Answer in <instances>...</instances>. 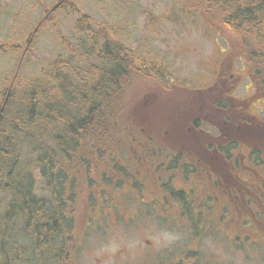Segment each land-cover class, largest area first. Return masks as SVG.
Returning a JSON list of instances; mask_svg holds the SVG:
<instances>
[{"label": "rangeland", "instance_id": "374dc122", "mask_svg": "<svg viewBox=\"0 0 264 264\" xmlns=\"http://www.w3.org/2000/svg\"><path fill=\"white\" fill-rule=\"evenodd\" d=\"M58 1L0 0V101L7 89L20 95L29 82L46 75L55 62L64 61L65 69L69 65L83 79L92 81L102 63L91 56L85 60L84 53L96 56L108 38L118 40V45L134 56L145 53V70L151 63L163 70L130 78L123 98L126 114H134L147 132L153 128L156 139L165 144L170 139L186 147L199 144L187 136L200 132L197 128L212 131L205 121L200 122L206 111L220 116L242 112L245 118L241 120L251 124L252 134L264 136V83L260 84L253 68H249L256 66L251 63L253 56L242 52L237 36L216 19L203 20L199 12L186 10L174 0H68L49 11ZM83 14L90 17L92 31L99 29L104 36L92 41L90 34L78 29L77 20ZM230 73L234 77L228 79ZM260 74L264 79V70ZM229 83L235 84L232 95L240 100L230 101L224 112L216 111L217 106L210 103L215 96L201 95V89L214 84L208 90L212 94V89L226 90ZM193 97L207 102L197 105L202 109L194 114L195 118L187 119L181 108L186 99ZM241 105L249 115L237 109ZM239 132L208 137L214 145L235 140L233 148L229 147V155L237 158L235 162L224 160V154L218 158L222 160L218 169L223 172L222 177L216 176L222 178V185L217 179L214 188L218 196H206L209 188L204 187L203 174L196 176L181 170L180 165L171 166L176 190L181 184L180 190L193 200L190 212L196 220L195 231L189 226L194 220L187 213L181 216L173 212V207L160 206L139 188L120 206L94 213L92 217L98 221L88 227L86 216H82L85 213L80 211L76 264H167L173 256L175 264H264V218L257 219L254 214L259 206L264 209V154L260 155L264 144L259 145L256 136ZM150 145L153 146H144L146 153L157 150L156 141ZM146 153L140 162L147 161ZM178 154L177 150L175 158ZM232 171L238 174L236 181ZM34 175L38 185V172L34 171ZM192 187L194 191L189 193ZM175 210L179 211L177 205Z\"/></svg>", "mask_w": 264, "mask_h": 264}, {"label": "trees", "instance_id": "16d2710c", "mask_svg": "<svg viewBox=\"0 0 264 264\" xmlns=\"http://www.w3.org/2000/svg\"><path fill=\"white\" fill-rule=\"evenodd\" d=\"M174 1L186 10L199 12L203 20L216 19L237 36L242 52L253 56L251 63L256 66L249 68H253L259 83H264L260 77L264 70V0ZM64 2L68 0H59L48 10L54 11ZM77 23L92 41L104 36L99 29L92 31L87 14L81 15ZM118 42L107 38L96 56L84 53L85 60L91 56L102 63L92 81L83 79L69 65L65 69L67 64L60 61L52 63L46 75L29 82L20 95L8 89L3 93L0 264H76L80 211L85 213L82 216H86L88 227L98 221L92 217L94 213L113 209L130 199V194L142 187L136 172L147 150L144 146H153L151 141H156L157 150L146 153L149 160L153 154L161 155L156 153L161 147L182 146L169 137L166 144L156 139L153 128L152 135L135 120L134 114H126L123 98L130 78L163 70L151 62L149 70H145V53L134 56ZM256 137L259 145L264 144L263 136ZM234 141L225 144L224 160L237 159L229 155ZM178 155L176 165L184 156ZM180 168L191 174L194 171L196 176L203 171L194 166L190 169L186 163H181ZM34 171L40 178L38 185ZM193 191L194 187L192 192L188 190ZM175 194L181 216L187 213L194 220L189 226L195 231L191 196L183 190H176ZM258 209L254 214L263 219L264 209Z\"/></svg>", "mask_w": 264, "mask_h": 264}, {"label": "flooded vegetation", "instance_id": "af4514ba", "mask_svg": "<svg viewBox=\"0 0 264 264\" xmlns=\"http://www.w3.org/2000/svg\"><path fill=\"white\" fill-rule=\"evenodd\" d=\"M219 74V72H218ZM231 74V73H230ZM218 75H216L215 78H217ZM228 79L230 77H234V74L232 73L231 75L227 76ZM217 84V82H215ZM233 83H229L227 85L226 90H217V89H212V94L208 93V90L211 88H214V84L208 86V88H203L201 89V95L207 94V95H214V99L210 101V103H214V105L217 106V110H222L223 112L225 111L224 107H229L230 106V101L234 100H240L236 97H233V92L235 89H233ZM237 89V88H236ZM207 101L204 100V98H188L185 101V105L183 108H181V111L185 118L191 119L195 118L196 115L198 114V111H201L202 107L199 108L197 105H204L206 104ZM237 102V101H235ZM235 104V103H234ZM170 106V105H169ZM223 108V109H222ZM177 109V108H176ZM238 110H242L244 113H247L249 115L250 113L246 112L243 109V105L237 107ZM203 113V112H202ZM226 114V115H225ZM223 113L221 116L219 114H208V111L204 112L201 117V123L205 121V123L211 128L212 131L208 129V127L203 128H197L198 133L196 132H191L187 137L192 138V139H197L198 143L197 145H189V146H175V145H167L166 147H161L159 148L156 153L161 154L156 156L155 158H151L149 160V157H147V161L139 162V171L136 172L138 175V178H140L141 183V189L140 190H145L151 199H155V201L160 202V206H167L169 208L173 207V212L178 213L181 211H177L174 208V202L176 198V183L175 182V170L173 167H171L173 164L175 165V154L177 153V150L179 153L184 154V157L181 158L183 164H189L190 169L192 166L194 167H199L201 170L200 173L198 174H203L205 177V182L207 186H204L208 190L206 192V196L210 195L211 197L218 196V193L214 188L218 183L220 185L222 178H217L223 176V172L218 169L219 166L222 165V160H218L219 156L222 158V154L224 149L226 148L225 145L223 144H213L211 142H208V137H216L220 136L221 134H227L230 136H233L235 133H240L239 130H242L243 132H246L248 134H251V136H256V134H252L253 127H251L250 123L247 121L241 120L242 118L244 119L245 117L242 115V112L238 113L236 115H230L231 113ZM223 116V117H222ZM210 117V119H209ZM211 117L214 119H211ZM217 118V119H216ZM236 118L238 120H236ZM167 119L171 120L172 117L168 116ZM207 119L208 121H206ZM175 121V120H173ZM172 121V122H173ZM177 122V121H176ZM223 125V127L221 126ZM197 127V126H196ZM179 129V134L181 133L180 127ZM225 130V131H224ZM251 130V131H250ZM196 131V130H195ZM242 132V133H243ZM165 133L168 134V132L165 131ZM256 133V132H255ZM171 134V129H170V134H168V137H170ZM247 135V134H246ZM263 136V135H262ZM245 137V136H244ZM264 137V136H263ZM208 143H211V145H208ZM164 154V155H162ZM209 154H216L217 156L213 157L210 156ZM144 159V156L141 157V160ZM235 162V161H234ZM232 166L234 167V164L231 163ZM218 170V171H217ZM199 172V171H198ZM204 172V173H203ZM193 174H197L196 172L193 171ZM215 175V176H214ZM232 176L233 179L236 181L238 178V174H236L234 171H232ZM218 179V180H217ZM182 181V180H181ZM183 182V181H182ZM182 185H179V190L181 189ZM236 189V188H234ZM233 189V190H234ZM189 191L192 192V188L189 189ZM223 197L226 199V195H223ZM238 197V195H236ZM168 203V204H165ZM171 203V204H170ZM167 215L174 219V215L172 213H169V210L166 211ZM233 215L238 217V213L234 212ZM175 256L167 259V264H175Z\"/></svg>", "mask_w": 264, "mask_h": 264}]
</instances>
